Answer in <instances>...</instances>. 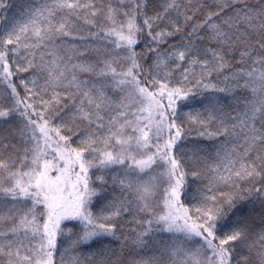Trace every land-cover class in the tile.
Listing matches in <instances>:
<instances>
[{"label":"snow or ice","instance_id":"6c2138e0","mask_svg":"<svg viewBox=\"0 0 264 264\" xmlns=\"http://www.w3.org/2000/svg\"><path fill=\"white\" fill-rule=\"evenodd\" d=\"M0 264H264V0H0Z\"/></svg>","mask_w":264,"mask_h":264}]
</instances>
